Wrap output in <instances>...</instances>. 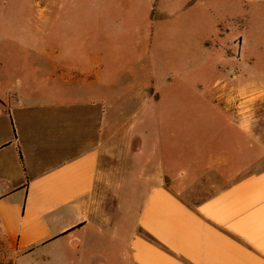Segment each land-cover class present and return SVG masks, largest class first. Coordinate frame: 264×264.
I'll use <instances>...</instances> for the list:
<instances>
[{
    "label": "crops",
    "instance_id": "1",
    "mask_svg": "<svg viewBox=\"0 0 264 264\" xmlns=\"http://www.w3.org/2000/svg\"><path fill=\"white\" fill-rule=\"evenodd\" d=\"M62 29L52 57L2 43L16 49L0 56V238L14 264H264V167L248 168L253 145L229 108L174 122L152 78L111 107L103 49ZM197 127L172 154V129Z\"/></svg>",
    "mask_w": 264,
    "mask_h": 264
},
{
    "label": "rangeland",
    "instance_id": "2",
    "mask_svg": "<svg viewBox=\"0 0 264 264\" xmlns=\"http://www.w3.org/2000/svg\"><path fill=\"white\" fill-rule=\"evenodd\" d=\"M63 26L78 27L75 33L103 49L111 107L125 104L134 81L150 78L156 105L174 122H208L213 119L203 109L227 106L253 145L248 168L264 167V0H0V56L16 52L2 43L19 40L44 43L40 50L52 57L54 42L69 32ZM24 57L41 63L37 53ZM197 131L183 136L173 128L170 152L183 157ZM111 138L117 145L119 130L111 129ZM13 261L0 238V264Z\"/></svg>",
    "mask_w": 264,
    "mask_h": 264
}]
</instances>
